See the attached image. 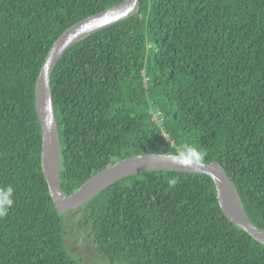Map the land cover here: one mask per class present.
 Segmentation results:
<instances>
[{"label": "trees", "instance_id": "16d2710c", "mask_svg": "<svg viewBox=\"0 0 264 264\" xmlns=\"http://www.w3.org/2000/svg\"><path fill=\"white\" fill-rule=\"evenodd\" d=\"M122 1L0 0V188L15 190L0 264H83L65 243L66 214L110 264H264V245L225 217L205 174L139 172L55 209L36 79L66 29ZM50 91L65 195L132 155L191 159L190 144L220 164L264 231V0H139L63 53Z\"/></svg>", "mask_w": 264, "mask_h": 264}, {"label": "water", "instance_id": "95a60500", "mask_svg": "<svg viewBox=\"0 0 264 264\" xmlns=\"http://www.w3.org/2000/svg\"><path fill=\"white\" fill-rule=\"evenodd\" d=\"M139 10V0H123L101 12L88 16L66 29L51 45L39 71L34 90V104L41 128L40 167L49 194L59 212L78 208L111 184L135 173L162 170L209 176L214 183L218 204L225 217L236 227L264 245V231L247 218L235 193L231 179L217 162L208 164L181 155L139 154L122 159L96 172L71 194L59 187V136L55 122L50 75L63 55L83 37L126 19Z\"/></svg>", "mask_w": 264, "mask_h": 264}, {"label": "rangeland", "instance_id": "374dc122", "mask_svg": "<svg viewBox=\"0 0 264 264\" xmlns=\"http://www.w3.org/2000/svg\"><path fill=\"white\" fill-rule=\"evenodd\" d=\"M64 217L67 220L65 231L68 233L65 237V243L71 253L83 264H110L108 260L103 259L94 251L93 245L86 235L80 234L74 228L77 217L72 214H66ZM114 264L121 263L115 262Z\"/></svg>", "mask_w": 264, "mask_h": 264}, {"label": "clouds", "instance_id": "9594fccd", "mask_svg": "<svg viewBox=\"0 0 264 264\" xmlns=\"http://www.w3.org/2000/svg\"><path fill=\"white\" fill-rule=\"evenodd\" d=\"M182 150L185 156L190 154L192 160L201 161L204 158V153L190 144L182 145ZM174 182L170 181V183ZM14 192L15 190L11 185L0 188V218L6 217L9 210L13 207L15 203Z\"/></svg>", "mask_w": 264, "mask_h": 264}]
</instances>
